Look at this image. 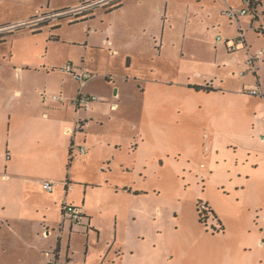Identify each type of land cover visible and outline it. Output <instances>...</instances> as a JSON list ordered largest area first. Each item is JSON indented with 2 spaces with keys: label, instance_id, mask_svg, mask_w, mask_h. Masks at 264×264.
Wrapping results in <instances>:
<instances>
[{
  "label": "crops",
  "instance_id": "1",
  "mask_svg": "<svg viewBox=\"0 0 264 264\" xmlns=\"http://www.w3.org/2000/svg\"><path fill=\"white\" fill-rule=\"evenodd\" d=\"M96 1L98 0H11V2L5 3L0 0V29L19 23H28L38 15H51L58 11L74 9L85 3ZM231 2L232 0H213V4L210 5L207 0H117L102 3L88 14L81 13L79 14L80 20L69 23V25L75 24L82 27L80 40L77 42L71 39L73 44H70L71 47L75 46L81 49L82 54L78 59H75L76 63L71 64L76 68L86 69L92 76L82 91L86 92L90 82L95 78L96 82L101 83V77H103L107 83L96 91L93 88L88 90L98 100L92 102L87 110L77 109L72 102L78 95L77 85L79 83L72 75L65 73L53 80L57 90L54 93L62 96L55 94L52 96L59 97L60 100H52L47 104L39 103L33 109L29 103H26L27 111L32 109L33 112L28 115H19L18 110L13 108L15 113L9 115L10 120L16 118V127L22 128L23 135L32 134L34 137L31 139L32 146L30 148H24L23 145L18 146L15 143L11 144L10 139L8 140L7 149L11 153V156L8 157V167L22 161L27 164L29 159H32L34 162L41 163L43 168L49 169L50 158L56 156L57 144L48 142L42 146L41 139L36 135L33 128H43L45 130L43 139L45 140L51 138L54 140L55 133L59 132L61 139L71 138L70 144L72 143L76 150L77 147L83 146L85 154L80 155L77 150L81 157L78 161L91 168V171L89 170V174H92L91 177H84V180L75 178V182H72V178L65 182L48 181L47 179L30 181L25 178L4 175L6 178L4 188L12 198L9 199L7 212L1 213V219L4 218L6 222L8 219H13L23 223L37 224L40 229H44L40 234L36 233L35 239L38 241L50 238L54 232V227L50 232L49 226L46 224L51 223L59 213L60 221L58 219L56 222L59 224L56 227L58 228L56 243L46 252V254L51 253L47 260H50L52 255L58 261H66L69 264L68 255L65 256L64 260L60 259V245L64 237V224L67 221L62 219L61 212L63 192L66 201L78 207L84 216L81 225H78L82 233L80 231L78 233L84 235L87 250L94 246V243H100L101 233L104 231L103 222L108 220L115 226L114 237L103 245V250L99 256L97 255L98 258L104 255L103 259L100 261L95 259V262L92 263H88L87 259H84V264H107L109 260L113 261L112 264H120L121 257L118 259L120 255L118 256L116 253L114 255L113 252L120 250L125 255L127 251H131L130 253L134 254L130 248L121 246L117 233L121 225L130 223L131 218L135 219L137 212L133 205L136 198H144L149 193L143 184H137L136 175L145 168H152L154 163L149 165L148 160L138 161L135 156L138 153H132L134 157L131 159L128 153L125 156L121 152L122 143L129 141V137L135 134L129 135L128 132L131 133V129L136 131V128L128 126L126 118H121L120 115L124 112L120 110L122 106L129 107L132 103L131 100L140 96L142 103H145L144 109L152 118L153 109L157 111L162 107L165 83L168 86L173 83L183 85L179 82L170 83L163 78V75L168 72L176 75L182 69L181 63L185 56L186 39L193 40L197 37L202 26L209 29L211 25L221 29L220 23L213 22L214 20L210 19L208 12H205L207 23H204L203 19L195 23L194 21L201 17L199 14L211 6L222 13L232 6ZM116 3L118 4L116 8L108 10L107 6ZM183 3L186 5L185 13L182 15L184 23L179 24L176 15L179 12V5ZM101 16L103 20L99 24L94 23V20ZM245 16H239L237 20ZM84 17L88 18L84 20ZM52 22L37 31L30 29L31 31L24 33L23 37L33 38L40 34L41 30L48 29L49 26L51 28ZM21 28L15 33L25 30L24 28L32 27L26 24ZM189 28L191 29L188 30ZM50 30L57 31V29ZM238 30L240 31L239 34L242 35L240 23ZM2 32L3 30H0V40L4 39ZM50 37L53 41H60L61 39L59 36L51 35ZM226 37L222 40L232 39ZM243 38L247 44L246 37ZM10 41L11 39L7 40V42ZM215 45L224 46L228 49V45L223 42L217 43L216 39ZM104 47H109L107 50L109 57L105 55L103 57L112 62L110 66L107 64L106 68L100 66L98 61L94 63L93 57L90 56L93 51H105ZM155 58L159 60L160 65H154V63L157 64ZM108 59L106 60L108 61ZM242 59V61H235L234 63L229 61V65H224V68L229 71L225 74V80L229 79L227 77L233 78L237 71L244 69L242 66L244 67L246 64L247 55L242 56ZM170 61H177L179 64L174 69L169 66ZM256 62H253L255 72H251L254 76L257 75L258 63ZM189 63L197 67L193 73L197 79H203L204 85H201L213 89L211 92L198 91L204 96L203 99H200L202 100L200 103L208 109L209 116H212L209 117V120L213 125V133L204 139L203 143L206 146L204 149L206 152L202 153L203 160L207 163H204L205 174L210 175V181L216 173L223 175L225 179L218 183V187L224 190V196L233 194L238 199V195L240 196L242 191L248 187L249 179L260 176L256 170L247 169L241 165L250 160L259 163L257 159L260 155L264 157V102L256 99L260 96H253L249 93L254 89L252 85L254 82H248L250 72L241 79L242 81L238 86L227 88L224 80H220L221 82L215 85V81H217L215 71L208 70V74L204 76L200 70V62L190 60ZM11 65L13 66L11 62L6 60L0 61V67ZM30 66H17L13 70L19 72L15 74H20L21 78L25 72H35L32 68V70L29 69ZM152 75L158 78L152 79ZM207 77H214V79L208 82ZM129 82H134L133 84L137 85L138 91ZM154 83L157 85H153ZM256 85L255 87H258V91L263 94L262 97L264 98V89L260 88L262 84L259 78L256 79ZM150 89L158 94L159 97L156 101H145V94ZM15 93L19 96L23 95L21 90H16ZM250 105L254 107L252 116L246 115L251 111L246 109ZM257 107L260 109L259 118L252 120V117L257 116ZM154 115L157 116V112ZM220 117L226 119L225 122L228 124L234 121L241 124L245 119L250 121L252 130L255 132L245 134L243 140L245 142H250V139L256 140L259 149H257V145L251 143L246 149L243 148V152L237 156V152L232 155L224 151L222 153L219 147V137L214 127ZM19 118L28 119L29 125H22ZM76 125H78V129L72 135H68L67 131L75 129ZM135 137H137V142L134 152H137L141 143L145 142L141 135V128L137 129ZM77 141L81 142L78 144L79 146H75ZM70 144L69 147H65L68 152H70ZM236 147L238 148L239 145ZM75 149L72 150V153ZM64 154V150L61 149L60 160L64 159ZM46 181L52 183L51 192L42 188V183ZM36 193L41 196L37 197ZM128 204L130 205L129 208L127 207ZM206 206L210 208L223 227L222 222L213 211V207L209 204ZM252 219L251 222L253 223ZM260 220L264 224V216ZM70 229H73V224ZM181 241L183 242L182 248L175 251V255L180 259V263L177 262V264H264L263 229H239L235 232H227L224 227L222 230L212 231L199 229L197 232L184 234Z\"/></svg>",
  "mask_w": 264,
  "mask_h": 264
},
{
  "label": "rangeland",
  "instance_id": "2",
  "mask_svg": "<svg viewBox=\"0 0 264 264\" xmlns=\"http://www.w3.org/2000/svg\"><path fill=\"white\" fill-rule=\"evenodd\" d=\"M3 1L5 3L11 2V0ZM207 2L210 5L213 4V0H207ZM254 2L256 5L250 6L249 3H245L243 0H232L230 8L238 11L245 9L247 11L246 16L240 17L238 20L235 18L230 19L224 14L225 11L220 13L218 9L212 6L199 14L201 17L194 23L199 22L201 19L204 20V23H207L205 12H208L210 19L214 20L213 22L220 23L221 29L216 26H213L215 27L213 28L211 25L209 29L202 26L197 37L193 40L186 39L185 56L181 63L182 69L176 75L171 72L163 75L166 81L170 83L179 82L183 85L173 83L168 86L165 83L164 93L162 94V107L157 111L153 109L152 118L148 116L147 110L144 109L145 103H142L140 96L132 99L129 107L122 106L120 111H123L124 114L120 115L121 118H126L129 127L136 128V131L128 128L131 131L128 134H136L137 129L141 128V135L145 142L141 143L139 151L134 152L137 142V137L134 134L129 137V141L122 143L121 152L125 156L128 153L131 159L134 157L132 153H138L135 155L138 161L148 160L149 165L154 164L152 168H145L136 175L137 184H143L149 193L144 198H136L133 205L137 212L135 219L131 218L130 223L119 227L117 233L119 243L124 248H130L134 253L131 254V251H127L123 255L120 250L113 252V254L120 255L118 257V259L121 257L120 264H177L180 259L175 255V251L182 248L181 237L184 234L197 232L199 229L209 231L214 230L213 228L219 229L211 216L203 219V222L199 221L196 211L197 205L209 204V206H212L213 211L227 232H235L239 229L252 230L253 228L264 230V224L260 220L264 216V157L262 155L257 159L259 163L250 160L241 165L244 168L256 170L260 176L249 179L248 187L242 191L240 196L238 195V199L233 194L224 196V190L218 187V183L225 179L223 175L216 173L210 181V175L205 174L204 167L207 163L203 160L202 153L206 152L204 150L206 146L203 143L204 139H207L213 133V125L209 120V117L212 116H209L208 109L200 103L202 101L200 99H203L204 96L193 88L203 84V79H197V76L193 73L194 70H197V67L189 63L190 60L200 62L202 67L200 66L201 69H198L201 70L204 76L208 74V70L215 71L217 76L215 85L221 82L220 80H224L227 88L238 86L242 81L241 79L246 76V74H241L242 71L246 70L245 66H242L244 69L237 71L233 78L227 77L229 79L225 80V74L229 71L224 68V65H229V61H232V63L242 61V56L247 55V50L239 44L238 50L232 52L224 46H216L215 39L216 36L223 39L228 36V38L234 40L244 35L247 40L246 46L251 55H255L261 50L264 51V0H254ZM179 6V12L176 16L179 24H183L182 15L185 13L186 5L183 3ZM80 17L77 14L58 16L57 18L44 20L38 26H33V28H24L25 30L20 32L15 33L19 28L2 32L4 33V39L0 40V61L6 60L11 62L13 66L0 67V264H48L49 259L47 260L46 252L49 251L50 247L55 246L58 229L56 227L59 225L56 222L58 219L60 221L59 213H57L53 218L54 220L46 224L49 226L50 232L54 227V232H52L50 238L37 241L35 239L36 233L40 234L44 230L43 228L40 229L37 224L23 223L13 219H8L6 222L4 218L1 219V213L7 212L9 199L12 198L4 188L6 184L4 183L6 180L4 175L25 178L30 181L47 179L56 182H65L69 178H72V182H75V178L84 180V177L88 178L92 175L89 174L91 168L78 161L81 157L76 149L73 152L74 154L71 155V163L68 164L69 152L65 147H69L71 138L61 139L60 133L57 132L54 140L52 138L45 140L43 139L45 132L43 128H33L36 135L40 137L42 146L48 144V142L57 144L56 156L50 158L49 169L43 168L41 163L34 162L32 159H29L27 164L22 161L8 167V157L11 156L7 149L8 140L10 139L11 144L15 143L18 146L23 145L24 148H30L32 146L31 139L34 137L32 134L23 135L22 128L16 127V118L10 120L9 115L15 113L12 110L13 108L18 110L19 115H28L33 112L32 109L37 104H47L52 101V95L62 96L54 93L57 90L53 80L55 77L65 74L60 71L63 66L68 62L76 63L75 59H78L82 54L81 49L70 45L73 44L71 39L77 42L80 40L82 27L75 24L69 25V23L80 20ZM101 20H103L102 16L95 19L94 23L99 24ZM49 22L53 24L49 28L57 29L56 32L48 28L41 30V33L33 38L23 37L24 33H27L30 29L37 31ZM9 23L11 24V22ZM239 23L242 30L241 36L238 30ZM10 35L12 36L10 37ZM51 35L59 36L60 41L51 40ZM9 39L11 41L7 42ZM108 48L104 47L105 51H93V54H90L94 63L98 61L99 65L104 68L107 67V64L108 66L112 64L111 60L103 57V55L109 57ZM12 56L14 57L12 58ZM155 61L157 64L154 63V65H160L157 58H155ZM256 63H258L257 75L254 76L250 72L248 82L252 83L253 81L254 89L258 90V87L255 86H257L256 79L259 78L262 84L260 88L264 89V60H258ZM178 64L177 61L169 62V66L174 69ZM26 65H31L29 69L32 68L35 72H25L26 74L24 73V76L20 78V74H15L19 72L14 71L13 68L16 69L17 66ZM152 76V79L158 78L155 75ZM207 78L208 82L214 79V77ZM129 83L132 86L134 85V82ZM106 84L103 77H101V83L96 82L95 78L90 82L86 92L83 91V94L91 96L93 93L88 91L90 88L96 91V89L104 87ZM153 85L157 84L154 83ZM136 86L133 87L138 91ZM16 90H21L23 95L16 94ZM77 91H79V85H77ZM157 95L150 89L145 94V101H156L159 97ZM256 99L264 102L263 97H256ZM26 103L31 105L32 109L30 111H27ZM46 107L48 106L46 105ZM253 108L252 105L248 106L246 109L251 111L246 115L252 116ZM258 109L257 107V116L252 117V120L259 118L260 109ZM155 112H157V116L154 115ZM19 121L25 126L26 124L28 126L30 122L24 118H19ZM225 121L226 119L220 117L214 124L222 153L224 151L232 155L237 152V156L249 144L254 143V145H257L254 139H250V142L243 140L245 134L255 132L252 130L253 127H251L250 121L248 122L245 119L241 124L238 121L231 124ZM79 143L81 142L77 141L75 146H79ZM237 145H239L238 148ZM61 149L65 153L63 160H60ZM257 149H259V146ZM36 195L37 197L41 196L38 193ZM62 198V200L65 199L64 192ZM129 206L128 204L127 207L129 208ZM251 218H253V223ZM64 225V237L60 245V259L64 260L65 256L68 255L69 264H84V259H87L88 263L95 262V259L96 261L103 259L104 255L100 258L98 256L104 248L103 245L114 237L115 226L113 223L108 220L103 222L104 231L101 233L100 243H94V246H91L89 250H87V245L84 243V235H81V228L78 225H73L71 230L72 223L70 220H67ZM253 225L255 226L253 227ZM79 231L81 233H78ZM53 258L54 256L51 255L50 260ZM112 263V260L107 262V264Z\"/></svg>",
  "mask_w": 264,
  "mask_h": 264
},
{
  "label": "built area",
  "instance_id": "3",
  "mask_svg": "<svg viewBox=\"0 0 264 264\" xmlns=\"http://www.w3.org/2000/svg\"><path fill=\"white\" fill-rule=\"evenodd\" d=\"M111 1H117V0H98L94 3H90V2L85 3V4H83L77 8H74V9L58 11V12L52 13L51 15L43 14L40 16H36L31 21H29L28 23H19L16 25H10V26L1 28L0 30L11 31V30L21 28L22 26H24L26 24H29L33 28V26H38L44 20L57 18L58 16H64V15L70 16V14L79 15L81 13H86V12L92 10L91 8H93V7L95 8L96 6H98L102 3L111 2ZM243 1L245 3L248 2V0H243ZM224 14L226 16H228L230 19H232V18L237 19L239 16L246 15L247 11L245 9H241L238 11V10H234V9L229 7L225 10ZM216 42L217 43H222V42L225 43L226 45H228V49L231 50L232 52H234L238 49L239 44H241L244 48H246V50H247V61L245 64L246 70L241 72L242 75H245L249 72L254 73L255 68H254L253 62L258 61V60H264V51L263 50L257 52L255 55L250 54V52L246 46V42L242 36L237 37L234 40L232 39V40H227V41H224V40H222L221 37L217 36ZM60 71L63 73L72 75L78 81V83L80 85L78 95L72 102L73 105L77 109H85V110L89 109L90 104L94 101H97L98 98L96 96H93V95L90 96V95L83 94L82 89L84 88L86 83L92 79V76L88 73V71L86 69L76 68L71 63H67L65 66H63L61 68ZM249 93L253 96H260V97L263 96V94L260 93L256 89L251 90ZM51 99L52 100H60V98L56 97V96H52ZM76 129H78V125H76L75 129H71V130L69 129L67 131V134L72 135ZM73 149H75V147L72 145V150ZM77 150L80 153V155L85 154V149L83 146L77 147ZM42 188L47 192H51L52 191V183L47 182V181L43 182ZM61 212H62V219L70 220L73 225H81V223L84 219V216H83L81 210L78 207H75V206L69 204L65 199L62 200V203H61ZM50 254L51 253H47L46 256L49 257ZM48 264H68V263L66 261L60 262L57 260V258L54 257L53 259L48 261Z\"/></svg>",
  "mask_w": 264,
  "mask_h": 264
},
{
  "label": "trees",
  "instance_id": "4",
  "mask_svg": "<svg viewBox=\"0 0 264 264\" xmlns=\"http://www.w3.org/2000/svg\"><path fill=\"white\" fill-rule=\"evenodd\" d=\"M247 3H249L250 4V6H254V5H256L255 4V2H254V0H248V2ZM118 6V4L116 3V4H114V5H111L110 7H108L109 9L108 10H112V9H114V8H116ZM88 17H84V20L85 19H87ZM75 22H77V21H75ZM72 23V22H71ZM264 34V33H263ZM196 91H202V92H211V91H213V89H211V88H209V87H203V86H198V87H193ZM72 143L70 144V152H69V159H68V164H70L71 163V161H72V158H71V155H72ZM196 211H197V214H198V217H199V221L200 222H203V219H206V218H208V216H211L212 217V219L217 223V225H218V228L219 229H217V228H213L214 230H222L223 229V227H222V225L220 224V222L216 219V217H215V215H214V213L210 210V208H208V206H206V205H197V208H196Z\"/></svg>",
  "mask_w": 264,
  "mask_h": 264
}]
</instances>
